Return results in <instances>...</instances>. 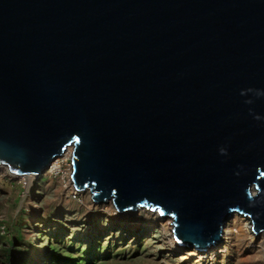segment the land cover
<instances>
[{"label":"water","instance_id":"95a60500","mask_svg":"<svg viewBox=\"0 0 264 264\" xmlns=\"http://www.w3.org/2000/svg\"><path fill=\"white\" fill-rule=\"evenodd\" d=\"M173 219L181 247L264 234V0H0V167Z\"/></svg>","mask_w":264,"mask_h":264},{"label":"rangeland","instance_id":"374dc122","mask_svg":"<svg viewBox=\"0 0 264 264\" xmlns=\"http://www.w3.org/2000/svg\"><path fill=\"white\" fill-rule=\"evenodd\" d=\"M69 163L31 181L0 167V264H264L236 238L203 260L183 255L159 225L167 221L145 210L119 215L74 191Z\"/></svg>","mask_w":264,"mask_h":264},{"label":"bare ground","instance_id":"6f19581e","mask_svg":"<svg viewBox=\"0 0 264 264\" xmlns=\"http://www.w3.org/2000/svg\"><path fill=\"white\" fill-rule=\"evenodd\" d=\"M71 153H72V147L67 148L61 156L54 159L52 164L44 171V173H46V172L60 173L62 171V167L60 165V159H62L63 161H67L68 159H70ZM58 158H59V160H58ZM69 169L71 170L70 163H69ZM34 177L35 176H27V177H25V180L31 181ZM70 184L72 185V189L74 191L79 192L78 190L75 189V187L71 181V178H70ZM136 211H134V212L137 215L139 213H141V210H136ZM134 212H127L126 214L134 213ZM142 212H144V211H142ZM144 213H148V215H154L156 217V219H159L162 221L164 220V221L168 222L167 225H163L162 222H159V225L162 226V229L164 230L165 234L168 235L170 233V238H172V240L170 239L171 247L174 248V250L176 249V251L177 250L182 251L183 255L195 256L199 260H203L207 257L206 254L210 251V249L214 248L215 246H217V247H215L214 249L219 248L221 245L220 243H222V242H226L228 245L229 240L231 241L232 238H236L237 242L235 241L236 242L235 245L245 244V246L255 249L256 252L258 253V256H260V259L264 260V234L256 235L253 231V227H252V224L250 222V219L245 218L243 216H240L238 214L233 215L232 219L227 224L226 229H225L224 234H223V240L221 242H218L215 245H211L208 247H203V248H201V249H203L202 251L199 249H198L199 251L198 250L195 251V250H188L187 249L188 247L187 248L186 247H180L179 245H177L175 243L174 234L172 232L173 222H174L172 218L161 217L157 213L153 214V212H150V211L147 212L146 209H145ZM123 214H125V213H120L119 215H123ZM168 226H170V227H168ZM207 248H210V249L206 250Z\"/></svg>","mask_w":264,"mask_h":264},{"label":"clouds","instance_id":"9594fccd","mask_svg":"<svg viewBox=\"0 0 264 264\" xmlns=\"http://www.w3.org/2000/svg\"><path fill=\"white\" fill-rule=\"evenodd\" d=\"M145 210V209H144ZM147 211H150L149 209H146ZM152 212V211H150ZM156 213V212H155ZM158 214V213H157ZM159 215V214H158ZM160 216V215H159ZM162 217V216H161ZM175 243H176V240H175ZM177 244V243H176ZM178 245V244H177ZM180 246V245H179ZM181 247V246H180Z\"/></svg>","mask_w":264,"mask_h":264}]
</instances>
